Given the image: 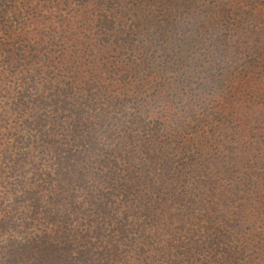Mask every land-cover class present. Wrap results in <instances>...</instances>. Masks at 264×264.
<instances>
[{
  "label": "trees",
  "instance_id": "trees-1",
  "mask_svg": "<svg viewBox=\"0 0 264 264\" xmlns=\"http://www.w3.org/2000/svg\"><path fill=\"white\" fill-rule=\"evenodd\" d=\"M0 264H264V0H0Z\"/></svg>",
  "mask_w": 264,
  "mask_h": 264
}]
</instances>
